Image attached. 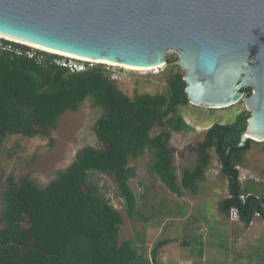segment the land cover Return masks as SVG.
I'll return each mask as SVG.
<instances>
[{
  "label": "trees",
  "instance_id": "obj_1",
  "mask_svg": "<svg viewBox=\"0 0 264 264\" xmlns=\"http://www.w3.org/2000/svg\"><path fill=\"white\" fill-rule=\"evenodd\" d=\"M31 50L28 45L0 38V150L9 135H49L63 114L78 112L89 98L95 107L105 108L95 126L102 146L84 147L45 187L28 176L19 183L14 176L8 178L0 216V264H160L162 248L181 240L165 237L157 241L151 259L134 239L122 240L124 215L92 179L96 173L112 177L128 216L147 221L131 186L138 173L131 160L148 152L153 156L150 170L170 190L183 195L185 190L199 193L215 149L231 192L219 202L221 213L230 216L233 208L238 209L239 220L246 227L257 217L264 220V188L255 183L244 188L238 170L257 141L233 146L247 129L248 110L231 124L211 126L205 139L192 147L197 164L180 176L175 150L169 146L174 131L190 128L179 112L180 106L190 104L185 72L179 65L169 76L168 93L131 97L118 86L106 64L72 72L61 64L69 58L44 50L31 54ZM167 62L174 63L171 58ZM245 92L251 93L252 88ZM155 127L161 130L153 136ZM196 239L203 245L202 239ZM139 241L145 246V234ZM182 243L193 242L185 238ZM203 252L202 247L197 256Z\"/></svg>",
  "mask_w": 264,
  "mask_h": 264
},
{
  "label": "water",
  "instance_id": "obj_2",
  "mask_svg": "<svg viewBox=\"0 0 264 264\" xmlns=\"http://www.w3.org/2000/svg\"><path fill=\"white\" fill-rule=\"evenodd\" d=\"M0 34L135 67L176 52L190 103L243 100L251 115L233 146L264 141V0H0Z\"/></svg>",
  "mask_w": 264,
  "mask_h": 264
},
{
  "label": "rangeland",
  "instance_id": "obj_3",
  "mask_svg": "<svg viewBox=\"0 0 264 264\" xmlns=\"http://www.w3.org/2000/svg\"><path fill=\"white\" fill-rule=\"evenodd\" d=\"M30 47L33 48L31 54L41 50ZM168 58L173 59L174 63L167 62L155 70H133L103 64L112 71L118 86L129 96L135 97L141 93H168L169 76L178 69L179 56L176 52H170ZM96 63L89 62L90 66ZM244 110L247 107L243 100L226 108L201 107L193 103L179 107L180 114L190 125L186 130L174 131L169 142V146L175 150V164L180 176L186 168L197 164V153L192 147L205 139L207 130L216 123H233ZM104 111L103 106L95 107L92 98H89L78 112L63 114L57 128L52 129L47 136L29 138L9 135L6 138L0 150V216L2 196L10 176H14L16 183L28 176L45 187L76 160L84 147L102 146L95 126ZM160 130L161 127H155L152 135L155 136ZM212 153V163L197 194L185 190L183 195H178L170 190L150 170L149 165L153 160L151 153L131 160V165L138 172L131 186L139 199L138 208L149 218L147 221L141 217L131 219L113 178L96 173L92 177L93 181L99 184L114 207L124 215L121 239H134L136 246L151 259V251L157 241L165 237H178L180 242L162 248L158 257L160 264H264V220L257 217L246 227L233 211L230 216L221 213L219 202L231 194L229 178L222 172V161L215 149H212ZM238 170L244 188L254 183L264 188V141L253 143L244 164ZM143 234L145 246H141L139 241ZM185 238L193 243L183 245ZM195 239H202L203 245ZM202 247L206 252L204 262L201 255L199 258L197 256Z\"/></svg>",
  "mask_w": 264,
  "mask_h": 264
},
{
  "label": "bare ground",
  "instance_id": "obj_4",
  "mask_svg": "<svg viewBox=\"0 0 264 264\" xmlns=\"http://www.w3.org/2000/svg\"><path fill=\"white\" fill-rule=\"evenodd\" d=\"M0 36H3V35L0 34ZM3 37L8 38L10 40H15V41H18V42H22V43L28 44L29 46H32L34 48H38V49H41V50H46V51L54 52V53L56 52V53H59V54H62V55L68 56V57L77 58V59H80V60H87V61L106 63V64H110V65H113V66H122V67L127 68V69H133V70H155L157 68H160V67L164 66V65H159V66H155V67H146L145 68V67L129 66V65L122 64V63L109 62V61H106V60H92V59H89V58H84V57H81V56H76V55H73V54H68V53L52 50V49H49V48H46V47H42V46H39V45H36V44H32V43H29V42H24L22 40H18V39H15V38L7 37V36H3ZM252 137L256 138L254 136H252Z\"/></svg>",
  "mask_w": 264,
  "mask_h": 264
},
{
  "label": "built area",
  "instance_id": "obj_5",
  "mask_svg": "<svg viewBox=\"0 0 264 264\" xmlns=\"http://www.w3.org/2000/svg\"><path fill=\"white\" fill-rule=\"evenodd\" d=\"M89 62L90 61H87V60H79V59L70 57L68 61L64 60V62H61V64L65 67H68L70 69V71H72V72H79V71H84V70L88 69V67L90 66ZM232 211L234 213L238 214V218H239V210L236 208H233Z\"/></svg>",
  "mask_w": 264,
  "mask_h": 264
},
{
  "label": "crops",
  "instance_id": "obj_6",
  "mask_svg": "<svg viewBox=\"0 0 264 264\" xmlns=\"http://www.w3.org/2000/svg\"><path fill=\"white\" fill-rule=\"evenodd\" d=\"M198 258H199V256H198ZM201 258H202V262H204L205 261V258H206V252H205V250H204L203 255L201 256Z\"/></svg>",
  "mask_w": 264,
  "mask_h": 264
},
{
  "label": "clouds",
  "instance_id": "obj_7",
  "mask_svg": "<svg viewBox=\"0 0 264 264\" xmlns=\"http://www.w3.org/2000/svg\"><path fill=\"white\" fill-rule=\"evenodd\" d=\"M80 60V59H79ZM94 62V61H93ZM110 65V64H109Z\"/></svg>",
  "mask_w": 264,
  "mask_h": 264
}]
</instances>
